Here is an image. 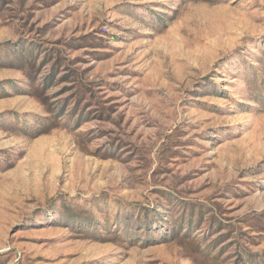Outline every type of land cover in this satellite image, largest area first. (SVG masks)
<instances>
[{
	"label": "rangeland",
	"instance_id": "rangeland-1",
	"mask_svg": "<svg viewBox=\"0 0 264 264\" xmlns=\"http://www.w3.org/2000/svg\"><path fill=\"white\" fill-rule=\"evenodd\" d=\"M0 264H264V0H0Z\"/></svg>",
	"mask_w": 264,
	"mask_h": 264
}]
</instances>
